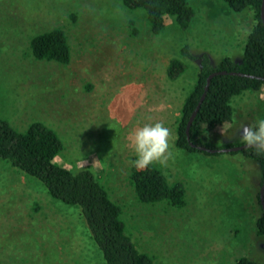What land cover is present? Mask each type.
Wrapping results in <instances>:
<instances>
[{"label": "rangeland", "instance_id": "374dc122", "mask_svg": "<svg viewBox=\"0 0 264 264\" xmlns=\"http://www.w3.org/2000/svg\"><path fill=\"white\" fill-rule=\"evenodd\" d=\"M188 2L193 16L187 30L168 17L164 32L154 35L144 12L126 9L122 0H0V119L18 131L34 121L55 130L63 143L57 162L94 173L121 207L127 234L154 264H234L239 255L264 262V237L255 226L261 214L257 163L240 151L208 154L174 143L197 58L240 61L254 12L235 13L223 0ZM53 27L68 38L65 65L37 60L29 49L34 34ZM184 46L197 58L183 57ZM172 58L186 64L173 81L166 75ZM260 90L233 97L232 120L199 141L212 149L241 142V127L264 118ZM155 122L172 131L174 156L155 165L170 183H183L182 207L141 203L130 182L136 158L130 135ZM0 264L105 261L77 208L0 160Z\"/></svg>", "mask_w": 264, "mask_h": 264}, {"label": "trees", "instance_id": "16d2710c", "mask_svg": "<svg viewBox=\"0 0 264 264\" xmlns=\"http://www.w3.org/2000/svg\"><path fill=\"white\" fill-rule=\"evenodd\" d=\"M235 13L246 9L254 12L255 24L247 36L240 61L229 57L212 64L206 54L193 56L186 46L181 55L198 59L199 69L194 84L184 98L176 119L175 146L186 151H201L190 146L189 142L212 149L199 141V136L232 120L231 100L245 91H258L264 85V25L260 18L262 0H223ZM128 10L140 9L144 12L149 30L160 35L166 28V18H174L180 31L189 27L193 10L188 0H122ZM31 55L37 60L53 61L65 65L71 58V50L65 31L60 27L34 34L29 40ZM186 64L172 58L166 69L168 79H177L185 70ZM225 71L211 78L200 107L189 127V140L186 127L204 91L207 77L213 72ZM229 72L248 76L230 75ZM243 145L234 142L226 148ZM63 150V143L55 130L40 121H34L24 131L16 130L7 120L0 119V160L9 163L40 181L49 196L62 204L78 209L89 229V236L97 246L105 264H154L153 258L140 252L126 232V224L121 218V207L109 196L105 187L97 180L89 168L71 170L57 162V155ZM245 157L255 161L260 171L261 187L264 179V154L257 155L253 148L239 150ZM210 154L211 152L201 151ZM219 153V152H215ZM130 182L138 200L145 204L167 202L173 207L185 205V188L181 182L170 183L161 168L152 164L144 170L131 165ZM257 201L260 216L256 219L257 234L264 237V211ZM95 248V246H94ZM234 264H264L247 256L234 258Z\"/></svg>", "mask_w": 264, "mask_h": 264}, {"label": "clouds", "instance_id": "9594fccd", "mask_svg": "<svg viewBox=\"0 0 264 264\" xmlns=\"http://www.w3.org/2000/svg\"><path fill=\"white\" fill-rule=\"evenodd\" d=\"M260 98L264 99V85ZM240 135L245 147L253 148L257 155L264 154V118L258 117L254 125H243ZM130 140L136 156L131 163L137 170H144L152 164L166 165L174 156L172 131L163 122L146 123L136 128Z\"/></svg>", "mask_w": 264, "mask_h": 264}, {"label": "water", "instance_id": "95a60500", "mask_svg": "<svg viewBox=\"0 0 264 264\" xmlns=\"http://www.w3.org/2000/svg\"><path fill=\"white\" fill-rule=\"evenodd\" d=\"M260 18H261V21L264 25V0H262L261 2V7H260ZM227 72L225 71H220V72H213L211 73L208 77H207V80H206V85L204 87V91L199 99V102L195 108V110L192 112L189 120H188V123H187V127H186V134H187V139L189 140V134H188V131H189V127L193 121V119L195 118L196 116V113L200 107V104L202 103L203 99L205 98V95H206V91L208 89V85L210 83V80L212 77H214L215 75H218V74H226ZM230 75H238V76H248V77H252L250 75H244L242 73H237V72H229ZM190 146L192 147H197L199 150L201 151H207V152H211V153H215V152H236V151H239V150H242V149H245V148H248V147H245V145H240V146H234V147H229V148H224V149H207L203 146H197L191 142H189ZM260 202H261V205H262V208H263V211H264V179H263V182H262V185L260 187Z\"/></svg>", "mask_w": 264, "mask_h": 264}]
</instances>
